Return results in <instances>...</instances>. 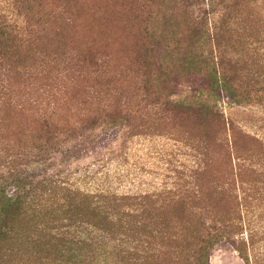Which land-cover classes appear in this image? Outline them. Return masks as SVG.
Returning <instances> with one entry per match:
<instances>
[{"label":"trees","instance_id":"1","mask_svg":"<svg viewBox=\"0 0 264 264\" xmlns=\"http://www.w3.org/2000/svg\"><path fill=\"white\" fill-rule=\"evenodd\" d=\"M233 7L237 9V4L234 3ZM35 14V23L29 24L30 29H12L8 33L0 26V264H19V245L26 240V234L28 241L34 244L40 245L44 241L48 250L56 248L54 255L57 258L48 264H82L75 259L83 252L95 255L94 264H181L179 259L190 250L195 264H207L206 251L214 241L239 231L244 217L239 216L235 207L226 209L223 205L222 210L205 203L206 194L200 177L196 179L191 195L176 199L183 204L191 203L189 228L180 225L184 217L167 210L175 198L170 199L169 204L164 197L150 193L121 197L106 194L96 196L97 200L86 195L80 200L82 194L73 191L72 184L59 174L39 179L33 171L30 172L29 164L23 163L18 165L29 169L18 166L14 186L3 177V171L12 166V161L9 163L5 159L12 156L22 159L29 152L30 146L25 142H30L32 148L37 147L35 142L41 143V151H47L48 146L55 145L53 142L66 144L72 141L75 144L70 149L76 152L88 148V141L81 134L61 141L75 131L74 127L60 121L54 123L56 120L52 115L55 112L51 105L55 102L49 100L43 106L38 105L35 91H32L34 83L48 80L53 86L58 80V91L66 88L65 83L82 86L88 94L78 100L81 105L93 107L91 125L104 127L108 124L107 118L109 123L118 124L129 117L124 114L129 103L125 94L129 89L124 84L118 86L108 80H86L90 69L92 74L98 75L107 62L91 49L82 52L68 46L72 42H87L79 39L78 32L71 36L70 31L66 35L59 31L63 25L69 24L64 20L55 32L56 47L49 49L43 43V48L38 47L48 27L57 30L59 20L56 12L50 10ZM255 25L259 27L256 32L253 30ZM262 25L264 19L236 20L224 14L214 20L199 17L191 25V65L186 62L179 67L164 68L156 53H152L153 48L150 53L142 48L141 62L133 74L140 80L135 91L143 94L140 99L143 103L146 97L158 92L153 91L157 89L155 80L161 81L165 75L177 84L178 76L191 71V77L196 78V83L191 85V97L177 101L168 93L163 102L159 96L155 99V107L164 106L163 110L168 112H191L198 124L209 129L204 133L206 138H212L208 145L211 147L220 142L224 157L228 159L231 149H236L240 140L260 145L259 149L241 150L239 167L236 172L230 169L237 178L256 176L264 181V136L251 134L222 110V101L231 106L264 102ZM209 45L212 55L201 53L195 58L192 54L194 47L204 46L206 50ZM78 95L83 97L81 93ZM35 130L40 134L39 140L32 141ZM12 141L18 143V146L12 145L13 155L3 156L4 152L9 153L4 148ZM225 165L223 163L220 171L215 169V172H210L208 165L198 170L201 175L210 173L212 194L228 204L237 202L239 194L237 179L224 177ZM246 189L243 193L254 191L255 187ZM82 206L85 208L81 209ZM97 219H104L105 224ZM180 219L181 223H178ZM61 249L65 252L59 255Z\"/></svg>","mask_w":264,"mask_h":264},{"label":"rangeland","instance_id":"2","mask_svg":"<svg viewBox=\"0 0 264 264\" xmlns=\"http://www.w3.org/2000/svg\"><path fill=\"white\" fill-rule=\"evenodd\" d=\"M234 3L237 9H234ZM228 6L229 9H226ZM49 10L56 12L58 28L48 27L38 47L43 48L44 45L54 49L57 42L55 32L63 20L69 23L59 31L64 35L70 31L71 36L78 32L79 39L87 43L72 42L68 46L82 52L91 49L107 62L98 75L92 74L90 69L86 80H108L116 82L118 86L124 84L129 89L125 90L129 103L124 114L129 117L118 124L109 123L107 118L105 121L108 124L104 127L91 125L94 120L93 107L81 105L78 100L88 94L82 86L65 83L66 88L58 91V80L53 84L55 87L50 86L48 80L34 83L32 91H35L38 105L43 106L49 100L55 102L51 105L55 112L52 115L56 120L54 123L60 121L74 127L75 131L61 141L81 134L88 141V148L76 152L70 149L75 144L72 141L66 144L53 142L55 145L49 144L47 151H41V143L35 142L37 147L32 148L30 142H25L30 149L21 159L12 156V145L18 146V143L9 142L10 145L4 148L9 153H3V156H12L5 159L9 163L12 161V166L3 171L8 184L14 186L15 171L18 166L24 168L18 165L23 163L29 164L30 172L33 171L39 179L59 174L64 181L72 184L73 191L82 194L80 200L86 195L91 196V200H97L96 196L106 194L121 197L150 193L164 197L169 204L170 199L175 198L171 204L165 203L167 210L184 217V221L181 223L180 219L178 223L189 228L191 203L183 204L176 199L185 194L191 195L196 179L200 177L206 194L205 203L209 202L214 208L222 210L223 205L226 209L235 207L239 210V216L244 217L239 231L214 241L206 251L207 264H264V181L256 176L237 178L231 171L232 168L235 171L241 163V150L259 149L260 145L240 140L237 148L231 149L228 159L224 157L220 142H215L216 145L211 147L208 145L212 138L209 134V138L205 137L206 128L191 117V112H168L163 110L164 106L155 107V99L159 96L163 102L168 93L177 101L188 100L191 85L196 83L191 71L178 76V85L165 75L161 81L157 80L158 83L155 80L157 89L153 91L158 92L146 97L143 103L140 101L143 94L135 91L140 80L133 74L141 62L142 48L146 53L153 48L152 53H156L159 64L162 63L164 68L179 67L186 62L191 65V25L195 19L207 16L214 20L222 18L223 14L236 20L264 19V0H0V26L8 33L12 29L24 31L32 28L29 24L35 23L36 12L46 13ZM258 28L255 25L253 30L256 32ZM262 29L264 31V25ZM203 50L204 46H196L192 54L195 58L200 57L201 53L212 55L210 45ZM78 93L83 97H79ZM222 104V110L229 118L238 120L251 134L264 136V102L247 106H231L227 101H222ZM206 130L209 132V129ZM39 135L36 133L32 141L39 140ZM223 163H226L225 179L228 176L237 179V202L225 204L220 201L209 188L210 173L199 174L200 167L208 165V170L215 172V169L222 168ZM246 187L255 189L243 193ZM84 208L82 206L81 209ZM97 220L105 224L104 219ZM46 245L44 241L40 245L28 241L26 234V240L19 245V264H48L55 261L56 248L48 250ZM61 252H65L64 249L59 255ZM82 254L84 252L75 260L82 264L95 263L93 253ZM179 260L181 264L183 261L185 264H195L191 259V250Z\"/></svg>","mask_w":264,"mask_h":264}]
</instances>
